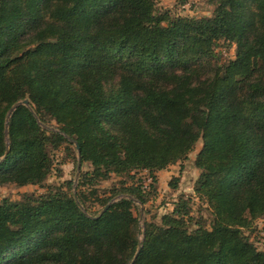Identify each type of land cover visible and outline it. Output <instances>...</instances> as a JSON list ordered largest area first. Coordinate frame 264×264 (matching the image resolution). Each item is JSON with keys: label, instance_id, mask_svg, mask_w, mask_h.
I'll use <instances>...</instances> for the list:
<instances>
[{"label": "trees", "instance_id": "obj_1", "mask_svg": "<svg viewBox=\"0 0 264 264\" xmlns=\"http://www.w3.org/2000/svg\"><path fill=\"white\" fill-rule=\"evenodd\" d=\"M52 1L0 0V184L42 185L49 148L63 143L78 144L96 176L147 170L155 184L202 140L194 193L213 221L195 222L181 197L140 240L134 201L102 213L122 192L93 213L82 186H49L0 200V264H264L245 233L264 216V0H217L200 19L154 0H64L48 23ZM221 39L236 58L200 82L192 68ZM24 100L31 109H16L7 140L8 112ZM123 193L146 204L140 188Z\"/></svg>", "mask_w": 264, "mask_h": 264}, {"label": "rangeland", "instance_id": "obj_2", "mask_svg": "<svg viewBox=\"0 0 264 264\" xmlns=\"http://www.w3.org/2000/svg\"><path fill=\"white\" fill-rule=\"evenodd\" d=\"M157 9L160 12H166L172 16L205 18L212 17L217 6V0H154ZM64 0H53L50 7L44 10V21L55 22L54 12L57 8L66 7ZM61 10V9H60ZM245 15L250 24H253L250 31L254 33L259 25V14L255 5L246 6ZM237 45L227 40H219L215 43L216 55L212 60L199 62L193 66L197 70L198 79L203 82L212 77V71L219 66H223L236 58ZM180 73V72H179ZM264 78V77H263ZM115 81H119L117 77ZM25 101V100H24ZM23 102V101H20ZM18 102V103H20ZM12 106L14 108L17 106ZM12 108L6 117V138L8 140V126L13 113ZM45 129L58 132L60 126L55 121H49L43 124ZM202 140L196 145L194 152L182 163L168 167L166 170L157 174L156 183H152V176L147 170L136 171L129 177L127 175L111 174L107 178H102L94 174V168L89 162L81 163V170L78 171L79 156L75 145L63 143L57 148H49L53 160L52 170L48 179L42 185L19 186L8 183L0 184V200L19 201L25 195L44 194L49 186H64L68 184L85 192L88 201L87 204L93 213H99L103 209V204L115 193L122 192V195L114 197L109 204L112 205L121 199L134 201L135 215L138 220V238L143 240L142 233L145 230V224H159L163 215L172 212L175 204L181 197L187 201L192 218L201 222L203 226L210 228L213 221V213L208 204L196 198L194 185L200 176V171L195 166V160L202 149ZM6 158H2L4 161ZM0 161V163H1ZM140 188L143 196L147 199L146 204L136 201L133 196L124 194L125 188ZM74 189V190H75ZM74 190L72 192H74ZM257 249L264 253V216L255 221L249 231L245 232Z\"/></svg>", "mask_w": 264, "mask_h": 264}, {"label": "water", "instance_id": "obj_3", "mask_svg": "<svg viewBox=\"0 0 264 264\" xmlns=\"http://www.w3.org/2000/svg\"><path fill=\"white\" fill-rule=\"evenodd\" d=\"M20 106H26V107H28V108H30L31 109V107H30V102H29V100H25V101H23V102H20V103H18L17 104V106H15L14 108H12V110H11V113L13 112V111H15L18 107H20ZM45 128V127H44ZM8 146H9V143H8ZM76 148H77V151H78V156H79V165H78V171L79 170H81V158H80V146L78 145V144H76ZM8 152H9V148H8V150H7V154H8ZM7 156V155H6ZM6 156L4 157V158H6ZM74 193L76 194V189L74 190ZM109 206H110V204L108 205V206H106V208L103 210V212L102 213H104L105 211H107V209L109 208ZM141 246H142V243H140V247H139V251H140V249H141ZM136 259V258H135ZM135 261V260H134ZM134 263V262H133ZM132 263V264H133Z\"/></svg>", "mask_w": 264, "mask_h": 264}]
</instances>
